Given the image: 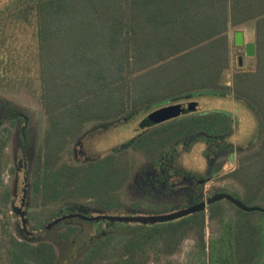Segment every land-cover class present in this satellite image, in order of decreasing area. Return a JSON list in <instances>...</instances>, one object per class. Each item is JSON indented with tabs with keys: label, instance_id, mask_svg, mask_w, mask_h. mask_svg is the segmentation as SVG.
<instances>
[{
	"label": "trees",
	"instance_id": "obj_1",
	"mask_svg": "<svg viewBox=\"0 0 264 264\" xmlns=\"http://www.w3.org/2000/svg\"><path fill=\"white\" fill-rule=\"evenodd\" d=\"M12 4L17 5L13 14L35 25L39 91L32 82L21 84L38 93L48 120L32 167L34 200L53 206L90 201L110 214L123 209L121 190L132 175L129 155L115 149L69 164L59 161L60 152L86 122L117 119L186 94L223 93L224 74L230 67L228 32L253 22L255 67L235 73L230 90L256 113L261 145L243 156L229 176L244 189L238 198L264 208V0H14ZM148 116L141 126L149 130L128 143L149 157L157 158L187 138L203 134L211 142L232 134L233 120L224 110L183 113L146 125ZM222 164H217V171ZM9 198L8 192L5 199ZM228 202L235 218L216 242L207 243L206 222L224 215L220 200L179 219L140 224L108 264H148L150 250L157 258L174 255L189 233L198 238L200 256H206L203 264H264V212L245 211ZM77 231L78 226L70 224L59 236L70 240ZM110 238L96 239L76 263L99 264L107 259ZM3 246L5 256L0 259L6 264H55L58 257L51 242L30 243L9 230L0 233V250Z\"/></svg>",
	"mask_w": 264,
	"mask_h": 264
},
{
	"label": "rangeland",
	"instance_id": "obj_2",
	"mask_svg": "<svg viewBox=\"0 0 264 264\" xmlns=\"http://www.w3.org/2000/svg\"><path fill=\"white\" fill-rule=\"evenodd\" d=\"M13 2L14 0H0V233L9 230L18 239L34 244L51 242L58 256L55 264H77V260L84 256L96 239L112 236L106 249L107 259L99 263L108 264L109 259L120 252L126 239L141 228L140 224H101L94 232L91 223L74 218L59 222L40 238H31L24 234L20 216L13 212V206L20 204L24 176L28 184L25 212L31 229L38 230L52 218L75 210L94 214L104 212L90 201L69 200L53 206L34 200L36 194L32 186V167L47 131L48 120L38 93L23 86L25 81L32 82L36 90L40 85L35 25L27 24L23 21V16L13 14L17 12V5L12 4ZM238 30L243 31L245 42L255 41L253 22L229 30L230 67L224 74L227 87L223 89V93L186 94L129 111L117 119L86 122L82 131L60 152L59 161L69 164H81L115 149L117 154L125 152L129 155L132 175L121 190L125 207L112 213L158 214L192 205L219 192H226L237 198L243 195V187L229 173L239 166L243 156L260 147L261 130L256 113L230 90L235 73L255 67V59L246 55L245 45L235 42ZM192 101L196 102V110L192 112L194 114L215 110L228 112L233 120L232 134L211 142L203 134L187 138L165 150L157 158L133 149L131 143H128L149 130L142 127L141 122L156 109L173 104L188 106ZM12 110H20L29 117L26 128L27 172L20 164L24 145L21 134L23 122L20 117L10 114ZM227 144L232 147H226ZM221 162L222 168L217 171L216 166ZM199 186H202V191H198ZM8 192L9 201L5 199ZM220 203L224 208L222 218L212 221L207 218V243L221 239L235 218L232 205L224 199ZM160 208L163 209L159 210ZM69 224L77 225L78 231L70 240H65L59 236V232ZM142 224L151 226L155 223ZM197 240L195 234L189 233L178 252L171 256L160 254L157 258L150 250L148 264H203L206 256H200L201 249ZM4 252L3 246L0 258L5 256ZM0 264L6 263H2L0 259ZM204 264L207 262L204 261Z\"/></svg>",
	"mask_w": 264,
	"mask_h": 264
},
{
	"label": "water",
	"instance_id": "obj_3",
	"mask_svg": "<svg viewBox=\"0 0 264 264\" xmlns=\"http://www.w3.org/2000/svg\"><path fill=\"white\" fill-rule=\"evenodd\" d=\"M235 42L238 45H245V52L247 56L255 55V43L254 42H245L244 41V33L242 30H238L235 33ZM240 62L242 61V57L239 58ZM196 109V102L192 101L188 104V106H182L180 104L166 105L162 106L155 111H153L145 120L146 125L161 123L168 121L170 119L176 118L183 113H190ZM228 200L238 208L245 211H263L264 208L257 205H247L240 198L233 196L232 194L226 192L216 193L206 199V201H201L196 204H192L174 211L158 213V214H110V213H100L96 216L88 217L82 216L86 219L90 220H98V219H107L110 221H119V222H133V223H158V222H167L175 219H179L181 217L192 214L196 211L205 209L206 206L219 201V200ZM24 204V203H22ZM13 212L20 216L22 229L26 235H30L32 237H41L45 233H47L53 226L61 222L63 219L68 217H73L76 214H65L63 216L55 217L49 222H47L42 228L31 231L27 228V217L26 212L22 209V207L15 206L13 207Z\"/></svg>",
	"mask_w": 264,
	"mask_h": 264
},
{
	"label": "flooded vegetation",
	"instance_id": "obj_4",
	"mask_svg": "<svg viewBox=\"0 0 264 264\" xmlns=\"http://www.w3.org/2000/svg\"><path fill=\"white\" fill-rule=\"evenodd\" d=\"M183 106V105H182ZM10 114H13L14 116H18L21 118V121L23 122L22 124V128H21V134L23 136V139H24V145H23V149H22V161L20 160V164L22 165V168L27 172V168H28V163H27V159H28V145H27V138H26V128H27V125H28V121H29V117L24 114L23 112H21L20 110H12L10 112ZM27 180H26V176H24V187H23V190H22V196L20 198V204L19 205H14L13 207L15 206H18V207H22V209L25 211V207H26V197H27V191H28V187H27ZM207 199V198H206ZM206 199H203V200H200V201H206ZM199 201V202H200ZM197 202V203H199ZM24 203V204H22ZM100 213H107V212H98L96 214L94 213H84V212H81V211H78V210H75L73 212H70L68 214H76L74 215L73 217H68V218H65L63 219L62 221H65V220H71V219H74V218H77L79 220H82V221H85V222H88V223H91L92 225V228H93V231L95 232L99 225L101 224H106V225H110V224H113V225H116V224H119V225H127V224H131L133 222H119V221H110V220H107V219H98V220H90V219H86L82 216H88V217H92V216H96ZM17 215V214H16ZM19 216V215H17ZM63 216V215H62ZM53 219V218H52ZM51 219V220H52ZM61 221V222H62ZM140 224V223H138ZM70 225V224H69ZM27 228L31 231H36L34 229H31L29 227V224L27 222ZM23 230V229H22ZM24 232V231H23ZM25 234V233H24ZM46 234V233H45ZM44 234V235H45ZM26 235V234H25ZM43 235V236H44ZM27 237H31V238H40V237H32L30 235H26ZM42 237V236H41Z\"/></svg>",
	"mask_w": 264,
	"mask_h": 264
}]
</instances>
